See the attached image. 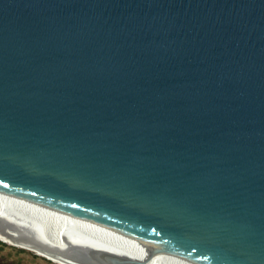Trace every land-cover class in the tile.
<instances>
[{
  "label": "water",
  "instance_id": "1",
  "mask_svg": "<svg viewBox=\"0 0 264 264\" xmlns=\"http://www.w3.org/2000/svg\"><path fill=\"white\" fill-rule=\"evenodd\" d=\"M0 196L264 264V0H0ZM71 235L47 258L148 263Z\"/></svg>",
  "mask_w": 264,
  "mask_h": 264
},
{
  "label": "bare ground",
  "instance_id": "2",
  "mask_svg": "<svg viewBox=\"0 0 264 264\" xmlns=\"http://www.w3.org/2000/svg\"><path fill=\"white\" fill-rule=\"evenodd\" d=\"M24 231L36 234L42 244L24 243ZM81 234L109 245L128 257L143 260L147 264H197L125 235L119 234L90 220L70 214L53 213L37 206L0 196V239L39 255L52 257L42 247L66 250L70 247L69 236ZM37 243V242H36ZM58 257V263L61 262ZM72 264V263H68Z\"/></svg>",
  "mask_w": 264,
  "mask_h": 264
},
{
  "label": "rangeland",
  "instance_id": "3",
  "mask_svg": "<svg viewBox=\"0 0 264 264\" xmlns=\"http://www.w3.org/2000/svg\"><path fill=\"white\" fill-rule=\"evenodd\" d=\"M0 251H2V255L9 256V258L14 261H22L30 264H57L54 260H50L47 257L25 248L12 245V243H7V241H3L1 239Z\"/></svg>",
  "mask_w": 264,
  "mask_h": 264
},
{
  "label": "flooded vegetation",
  "instance_id": "4",
  "mask_svg": "<svg viewBox=\"0 0 264 264\" xmlns=\"http://www.w3.org/2000/svg\"><path fill=\"white\" fill-rule=\"evenodd\" d=\"M0 264H30V263H26V262H22V261H14V260L10 259L9 256L2 255V251H0Z\"/></svg>",
  "mask_w": 264,
  "mask_h": 264
}]
</instances>
